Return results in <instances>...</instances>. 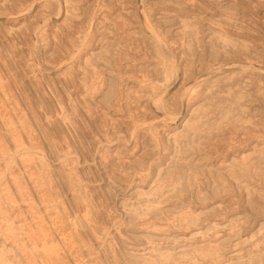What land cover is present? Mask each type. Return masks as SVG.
I'll return each instance as SVG.
<instances>
[{"label": "rangeland", "instance_id": "rangeland-1", "mask_svg": "<svg viewBox=\"0 0 264 264\" xmlns=\"http://www.w3.org/2000/svg\"><path fill=\"white\" fill-rule=\"evenodd\" d=\"M59 1L67 17L56 18ZM144 1L147 16L156 13L148 19L155 37L141 25L140 0H0V254L7 263L26 264L19 244L41 220L59 248L57 264H264V0ZM94 14L108 16L83 63L77 32L88 35ZM160 42L181 46L178 72ZM172 72L200 95L173 118L146 103L168 88ZM121 85L129 105L110 100ZM77 87L87 95L77 96ZM170 96L160 113L181 110V97ZM8 121L32 134L36 147L21 156L43 164L38 172L55 194L46 203L19 163ZM55 214L70 222L72 249L60 240Z\"/></svg>", "mask_w": 264, "mask_h": 264}, {"label": "bare ground", "instance_id": "bare-ground-1", "mask_svg": "<svg viewBox=\"0 0 264 264\" xmlns=\"http://www.w3.org/2000/svg\"><path fill=\"white\" fill-rule=\"evenodd\" d=\"M144 0H140V3L138 5V10L139 12L141 11V20L142 23L141 25H143L146 29H148L149 31H151L152 35L155 37L156 34L154 33L155 29L152 26L151 22L148 20L149 18L151 19L152 17L156 16L155 11H153L150 15L151 16H147L146 14V10L144 9ZM59 3L61 4V7L59 9V6L57 5V11L59 12L56 16V18L61 17V13L62 15L65 14L66 17L68 16L70 10L68 11L64 6L62 5L61 1H59ZM98 4H96L94 6L95 10L98 7ZM69 9V8H68ZM98 9V8H97ZM61 12V13H60ZM104 14V13H102ZM99 14V18L98 15H93L94 17L91 18V20L89 21V30L87 32L88 35H84L81 36L80 35V31L77 32V34L79 35L80 38V42H82L80 44L81 48H83L84 50H86V52H82L81 55V59L84 62L88 61L91 56L94 54V52L97 50V47L93 44L94 40H95V32L97 31V26L98 25H105L106 23V18L108 15H103ZM159 15L162 14L161 12L158 13ZM191 14L187 13L186 14V18L189 17ZM64 16V15H63ZM118 29H124V26L120 25V26H116ZM185 27V28H184ZM184 27H181V29H186L189 27V24L185 25ZM186 32V31H185ZM187 33V32H186ZM190 33V32H189ZM36 40H41V39H45V36L43 34H36L35 36ZM89 43V44H88ZM173 48V49H172ZM160 49H161V54L164 56L165 60L172 65V68H175V70L178 72V70L180 69V66L178 64L177 58L175 57L176 55H180L182 53V48L181 46H171L168 47L166 46V44H163L162 42H160ZM81 52L79 53V55L81 54ZM179 58L182 59V57L180 56ZM108 63H110L111 65H117L114 64L113 62L109 61L108 59H106ZM116 71V70H115ZM221 71H223L221 69ZM93 74H96L94 71H92ZM117 77L118 78H122L121 76V71L120 69L117 70ZM165 73V72H164ZM216 72H211V74H215ZM209 74V73H208ZM172 78L170 77V82L168 83V88H166L165 91H163L161 94H159L158 96H153L150 99V101H146L147 104H150V107L153 109V111L156 113V115H163V116H172L173 117H178V116H183V114H186V112H188V110L190 109V104L194 101H196L198 98H200L199 94H193L192 91L194 88V85H191V82L188 83H182L181 84V77L179 78V76H175L174 72H172ZM157 78V77H156ZM172 79V80H171ZM168 80V75L166 72V76L164 79V83L165 81ZM196 80H199V78H197ZM155 84V83H154ZM181 86L179 87V89L172 93V90L177 87L178 85ZM196 86V85H195ZM91 87L96 88V80H94V82L91 83ZM140 87V86H139ZM5 88L4 84L2 82H0V90H3ZM100 86H98L95 89V92H93L94 94L96 93V90H99ZM192 90V91H191ZM125 91V87L123 85L120 86V90L116 91L114 93V89L111 90L110 93V100L113 99L112 104H116V105H121V103H125L126 105L131 104V98L128 95H124L123 96V92ZM187 92V93H186ZM189 92V94H188ZM141 93H143V90H141ZM191 93V94H190ZM167 94H171V96L169 97V101H175L177 99V97H181V102H180V111L177 112L176 114H168V113H160L162 111L163 108V104L164 102L161 100L163 99L164 96H166ZM76 95L79 97H85L86 94V90L80 87L76 88ZM1 96H5V91L0 93V97ZM160 97V99H159ZM226 99V98H225ZM152 104V105H151ZM132 111V109L130 110ZM201 117H199L196 122L197 124L201 123L204 115H202L200 113ZM57 123H60V121L58 119H56ZM7 123V129L6 132L7 134L10 135V137L12 138L13 142H14V146H15V154L21 156L23 153L25 152H30L32 150L35 149V144L32 141V134L28 128L27 125H25L24 123L20 124V125H16L11 121L6 122ZM235 122H232V124ZM139 124L135 123L132 127V129H137ZM193 130L196 133V128H194L195 126L193 125ZM25 138L27 139L28 142V147H26L22 141L21 138ZM4 152L2 150V145L0 142V158H4ZM19 163L20 165L23 167V170L25 172V175L28 177L29 181L33 184L34 187H37V190L39 191V198L41 199V201L43 203H46L49 199L54 197V192L49 184V182L46 180V178L44 179L43 175L40 174L38 172V167L40 166L41 168H43V164L41 163L40 160H37L33 157H26V156H21L19 158ZM70 173V172H68ZM9 179L11 181V183L13 184V186L16 188L17 192L20 194L22 201H28L29 197L27 196V193L25 192L24 188L22 187L20 180L18 179L17 175L15 172H11L9 174ZM69 181L70 183H74L75 182V178L70 175L69 176ZM4 193H6L5 191H8V187H4L3 188ZM27 196V197H26ZM86 207V206H85ZM28 209L31 212V209H33L32 205H28ZM28 210V211H29ZM54 222L53 224L55 226H57V228L60 229V240L62 242H66L67 244V248L72 249L73 246V231H71L70 229V222L68 218H66L65 216H62L61 214H55L54 216ZM86 223H89V220H87ZM27 239H28V244H19V248L21 249V254L25 260L26 264L32 263L31 261L34 259L35 256L42 258L43 260H46L48 263L50 264H57L58 262L61 261V254L59 251V248L55 245H53L54 239L50 238L45 225L43 224V222L41 220H35L33 221V223L29 226V228L27 229ZM7 236V235H6ZM9 239H12L14 241H16L15 236L14 235H10ZM19 242V241H16ZM37 243L36 247L33 248H29L28 245H35ZM38 246L41 248V250H38ZM215 258H212L211 262H213L214 264H221V261L218 262H214ZM34 261V260H33ZM210 261V260H209ZM0 264H9L7 263V258L2 254H0ZM34 264V263H33ZM165 264H172L171 262L167 261L165 262Z\"/></svg>", "mask_w": 264, "mask_h": 264}]
</instances>
